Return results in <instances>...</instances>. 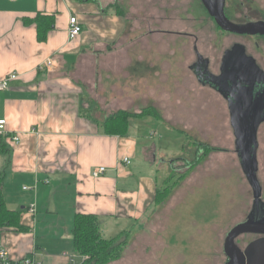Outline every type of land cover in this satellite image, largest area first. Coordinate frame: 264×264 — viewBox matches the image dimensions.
<instances>
[{
    "label": "crops",
    "instance_id": "obj_1",
    "mask_svg": "<svg viewBox=\"0 0 264 264\" xmlns=\"http://www.w3.org/2000/svg\"><path fill=\"white\" fill-rule=\"evenodd\" d=\"M113 9L100 0H0V80L18 75L0 92L8 131L0 136V185L6 206L20 212L27 228L0 233V246L14 259L35 254L43 264H84L73 242L77 214L98 216L102 233L110 235L142 222L156 204L157 133L148 137L142 130L154 117L131 119L125 135H107L105 117L86 100L87 90H95L94 103L106 107L107 118L149 104L145 94L141 106L132 98L116 105L102 94L109 83L104 61L122 58L117 44L126 33V20ZM39 15L55 17L44 42L33 24ZM73 16L82 32L71 40ZM16 134L21 141L13 146L9 137ZM98 167L106 172L95 178ZM32 204L34 216L27 214Z\"/></svg>",
    "mask_w": 264,
    "mask_h": 264
},
{
    "label": "rangeland",
    "instance_id": "obj_2",
    "mask_svg": "<svg viewBox=\"0 0 264 264\" xmlns=\"http://www.w3.org/2000/svg\"><path fill=\"white\" fill-rule=\"evenodd\" d=\"M100 1L111 3L126 20L125 36L117 44L122 58L104 61H109V83L102 94L116 105L132 98L139 106L140 96L148 95L149 104L137 111L156 113L142 130L148 137L157 133L154 143L160 149L154 172L161 189L158 201L142 222L103 234L126 242L109 264H226L225 240L251 212L253 193L236 153L227 102L201 86L190 67L196 45L210 58L211 72L219 74L224 52L242 42L264 68V40L223 33L201 0ZM226 13L232 21L264 19V0H227ZM87 92L90 110L104 122L106 107L94 103L95 90ZM258 143L264 201V124ZM255 239L242 236L237 246L244 250Z\"/></svg>",
    "mask_w": 264,
    "mask_h": 264
},
{
    "label": "water",
    "instance_id": "obj_3",
    "mask_svg": "<svg viewBox=\"0 0 264 264\" xmlns=\"http://www.w3.org/2000/svg\"><path fill=\"white\" fill-rule=\"evenodd\" d=\"M201 3L222 31L264 36V22L247 25L231 22L225 15L226 0H201ZM245 61L256 72L259 71L252 59ZM226 72H233L227 82L210 83L229 102L236 153L253 193L252 213L248 221L233 228L225 240L224 253L228 259L226 264H264V239L253 242L245 251L235 244V240L242 234H264V202L258 179V131L264 123V82H243V71L238 67L233 68V65H228ZM258 76L260 77L259 74Z\"/></svg>",
    "mask_w": 264,
    "mask_h": 264
},
{
    "label": "trees",
    "instance_id": "obj_4",
    "mask_svg": "<svg viewBox=\"0 0 264 264\" xmlns=\"http://www.w3.org/2000/svg\"><path fill=\"white\" fill-rule=\"evenodd\" d=\"M79 2H92L94 0H77ZM29 22H32L31 20ZM33 24L37 27V37L39 42L47 40L49 33L55 25V17L50 15H39ZM146 116H156L154 112H142L135 114L128 111H118L106 118L103 123L104 131L107 135H125L131 119H140ZM207 149V148H206ZM208 150L202 155H206ZM199 156V155H198ZM199 162V158L188 164L191 169ZM161 191V190H160ZM156 196V202L159 198ZM17 229L24 232L27 230L21 224L20 212L10 210L4 201L0 185V233L5 229ZM73 242L75 253L84 257V264H109L117 260L126 245L121 238H105L102 233L101 220L98 216L77 214L74 218Z\"/></svg>",
    "mask_w": 264,
    "mask_h": 264
},
{
    "label": "flooded vegetation",
    "instance_id": "obj_5",
    "mask_svg": "<svg viewBox=\"0 0 264 264\" xmlns=\"http://www.w3.org/2000/svg\"><path fill=\"white\" fill-rule=\"evenodd\" d=\"M226 3H227V0H226ZM225 15H226V17L231 22H233L235 24H238V25H247V24H251V23L264 22V19H260V18L251 19L249 16L241 17L238 20L232 21L229 18L228 14L226 13V4H225ZM212 20L214 21L213 18H212ZM216 26H217V24H216ZM222 32L225 33V34H230V35L236 36V37L241 38V39H245V38H258V39L264 40V36H262V35H247V34L241 35V34H235V33L225 32V31H222ZM194 52L196 54V62L190 67V70L193 72L194 76L196 77L198 83L201 84V86L208 87L211 90L215 91L216 93H218L227 102L228 110H229V116H231V112H230V107H229L228 100L225 99L216 89H214L211 86V83L210 82H227V79H230V76L233 75V72L234 73L237 72V71H233L231 73L226 72V69H227V66L228 65H233V68L234 67L235 68L238 67V69H240V70L243 71V76L244 77L241 78V80L243 82H264V68H263L262 64L259 62L258 58L255 55L248 53V50H247L246 45L244 43H242V42L235 43L232 47H230L229 49H227L224 52V54H223V56L221 58V64H220L219 74H214L213 72H211V70H210V58L209 57H204L199 52V50H198V48H197L196 45L194 46ZM248 58L249 59H252V61L254 62V65L259 69V71H261V73L259 71H258L259 73L256 72L255 69H253V67L250 66V64L245 61V59H248ZM258 74L260 75V77L258 76ZM202 82H205L206 84L203 85ZM251 213H252V210L248 214L246 220L243 223H245V222L248 221ZM263 218H264V216H263ZM245 235H253V236H256L257 237V239H255L254 241H252L251 243H249L248 246L250 244H252L253 242H256L258 240L264 239V234L247 233V234L240 235L235 240V244L237 245L238 244L237 243V240L240 237L245 236ZM245 249L244 250L241 249V250L242 251H245Z\"/></svg>",
    "mask_w": 264,
    "mask_h": 264
},
{
    "label": "built area",
    "instance_id": "obj_6",
    "mask_svg": "<svg viewBox=\"0 0 264 264\" xmlns=\"http://www.w3.org/2000/svg\"><path fill=\"white\" fill-rule=\"evenodd\" d=\"M9 1H17V0H9ZM70 26H69V38L71 40L77 38L82 32V26L80 25L78 19L76 17L70 18ZM48 66H52V62L49 61L47 63ZM18 75L16 73H12L7 75L6 77L0 80V92L5 91L9 88V84L16 80ZM8 135L7 131V121L5 119L0 118V136ZM13 146H18L21 138L19 135H14L9 137ZM123 163L129 165V158H124ZM106 172L105 167H98L93 170L92 176L98 178ZM27 189V188H24ZM27 214L34 216L36 214V205L32 204L27 209ZM67 256V254H64ZM0 264H43L40 260H38L35 254H31L21 259H14L9 250L4 246H0Z\"/></svg>",
    "mask_w": 264,
    "mask_h": 264
}]
</instances>
